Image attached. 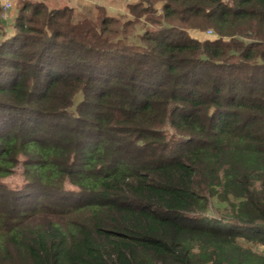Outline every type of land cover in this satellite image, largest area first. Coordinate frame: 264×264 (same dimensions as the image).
<instances>
[{"label": "trees", "instance_id": "16d2710c", "mask_svg": "<svg viewBox=\"0 0 264 264\" xmlns=\"http://www.w3.org/2000/svg\"><path fill=\"white\" fill-rule=\"evenodd\" d=\"M107 3L0 4V264H264V0Z\"/></svg>", "mask_w": 264, "mask_h": 264}, {"label": "rangeland", "instance_id": "374dc122", "mask_svg": "<svg viewBox=\"0 0 264 264\" xmlns=\"http://www.w3.org/2000/svg\"><path fill=\"white\" fill-rule=\"evenodd\" d=\"M91 1V5H83L81 6L80 8L81 11H84L86 9H90V8H95V5L98 3V4H106L108 6V9H109V12L110 13H113V14H116V15H119L123 18H126L129 16V14L126 13H123L122 11H119L120 8H113L112 6L108 5L107 3V0H90ZM13 3V2H12ZM50 5L52 6H57V7H60V6H63L64 4L62 3H58L57 5H54V4H51L49 3ZM16 4L14 5V8H15ZM121 8L123 7L122 5L120 6ZM11 7L7 10V11H10ZM13 12V9L11 10L10 14ZM10 19L12 16H9ZM189 32L193 35H196L198 36L199 38H202V37H206V36H209L208 32H211L210 30H202L201 28H192V29H189ZM22 167V166H21ZM20 165H18L16 168H15V171L7 176L8 177V182L10 185L12 186H15V185H21L23 182H24V179H23V176H22V169H21Z\"/></svg>", "mask_w": 264, "mask_h": 264}, {"label": "crops", "instance_id": "0c3cea01", "mask_svg": "<svg viewBox=\"0 0 264 264\" xmlns=\"http://www.w3.org/2000/svg\"><path fill=\"white\" fill-rule=\"evenodd\" d=\"M48 3L57 5L58 3H63L65 4H69V5H73L75 6L77 9L81 10L82 8H80L83 5H91V1L90 0H46ZM13 4L15 5L17 0H12ZM0 4H2V0H0ZM13 9V12L10 14L11 10ZM16 12V6L14 8L11 7L10 11H8V15L7 16H13Z\"/></svg>", "mask_w": 264, "mask_h": 264}, {"label": "built area", "instance_id": "2783aa9c", "mask_svg": "<svg viewBox=\"0 0 264 264\" xmlns=\"http://www.w3.org/2000/svg\"><path fill=\"white\" fill-rule=\"evenodd\" d=\"M13 6H14V4L12 3V0H2L3 14L5 16H7L8 15V11L7 10L10 7H13Z\"/></svg>", "mask_w": 264, "mask_h": 264}]
</instances>
